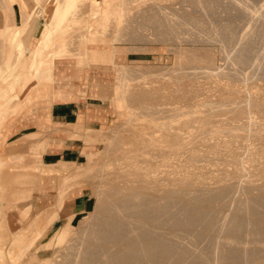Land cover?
<instances>
[{"label": "bare ground", "instance_id": "6f19581e", "mask_svg": "<svg viewBox=\"0 0 264 264\" xmlns=\"http://www.w3.org/2000/svg\"><path fill=\"white\" fill-rule=\"evenodd\" d=\"M3 1H5V0H0V7H2V4L6 2V1L5 2H3ZM88 1H91V3L94 4V6H99L100 2L103 1L105 7H103L102 11L99 13L98 12H95V13L92 12L91 14H89L88 13L89 11H88L86 14H83V12H80L81 11L80 9L82 8L81 6H83V4L88 2ZM119 1L120 0H59L57 3V8H56L54 20L52 19L53 20L52 29L54 31L55 39H56V41L54 42L55 44L53 46H49L51 42H44V44L40 43V46L38 47L37 52L35 53V58L32 61V66L38 67V65L40 64L41 58H42V56L45 55V52H47V49L51 51L52 60H54L53 58H55L56 56L65 57V56L71 55L75 51V49L78 48V46H77L78 42L76 44L77 48L75 46L74 47L71 46V43H72L71 37L76 38V36L75 37L71 36L70 38H67L65 36V34L68 31H70V28L72 27V25H74L73 27H75L74 29L76 30L77 28H79L77 23L82 22L81 24H84L86 27L87 24L90 25V22H91L93 24V28L91 29L92 33L99 34V32H101V31L103 32L104 29L108 30L109 25L112 28L113 23L111 24V22L113 20H114V23L116 24V22H117L116 19H119V21H120V19L122 20L123 17L125 16V17H127V19L125 18L127 21H131V19L133 17H131V19H129V17L125 15L126 14L125 12H124L125 13L124 16H122L123 15V13H122L123 11L121 9L122 7L120 8L117 6L118 3L121 5V2H119ZM126 1H125V3H126ZM130 1L131 0H129V3H132V1L131 2ZM136 1L137 0L133 1L134 4L137 3L139 5V3H138L139 0H138V2H136ZM140 1H142V0H140ZM149 1L151 2L150 3L151 5L145 4V6H143L144 8L140 7L141 8L140 10L146 9L145 7H148V5H149L148 9H146V10H148V11L151 10L152 12H150V13L147 12V14H146V11L143 10L140 13L141 18L143 17L142 20L146 19V18L144 19V16L147 17L148 15L152 14L153 19H155L154 21L152 20L153 22H155L157 20L156 18L158 17L159 22L157 20V23L160 24L161 23L160 20H161L162 21L161 25H162L163 21L166 19L169 21L165 20L166 22L164 21V23L167 25V23L170 22V24L168 23L169 24L168 26L170 27L171 24H172L171 26H173V24L177 23L175 21L176 19L173 20V21H175L174 23H171V21H170L171 18L173 19V17L170 18L171 14H173V13L174 14L172 16L176 15L175 13H177V15L180 14L181 17L179 16L180 17L179 19L185 20L187 22L188 21L192 22L195 18V14L199 13V9L197 11L198 13H196V12L192 13L191 12L192 9L188 10V9H186L187 7L181 8V5L183 3L181 4L180 2L185 1L184 3H186V1H190L191 3L190 2L189 3L192 4L193 7L197 8V6H199L202 9H206V10L211 12V10L215 9V7H216L215 3L218 0L217 1L216 0H177V1L171 0L173 3V6L175 5L174 2H176V3L178 2V3H180V7H178V5H177L176 7H178V8H175V10L172 9L170 14H169V12H166L169 10L166 9V11H165V7L168 8L170 5L165 3L166 5H168V7H167V6H165V4L163 6V4L161 5V3H160L157 6L151 7V6H153V3L155 2V0H153V3L151 0H149ZM167 1H169V0H167ZM251 1H255V2H252L253 5L256 2H258V0H251ZM259 1H261V0H259ZM142 2H144V1H142ZM164 2H166V1H164ZM238 2H242V1L237 0V3ZM189 3H187L188 8L190 7ZM217 3H219V2H217ZM223 3H224V1H223ZM225 3L228 4V2H225ZM250 3L251 2H249V5H250ZM259 3H261V2H259ZM155 4H157V3H155ZM229 4H232V3H229ZM235 4H236V2H235ZM252 4H251V6H252ZM4 5L5 4H3V6ZM122 5H123V3H122ZM126 5L129 6V4H126ZM142 5H144V4H142ZM220 5H222V4H220ZM240 5H242V4H240ZM258 5H260V4H258ZM258 5H256V6H258ZM217 6H218V4H217ZM232 6H233V4H232ZM232 6H230V7H232ZM238 6H237V8H239ZM251 6H249V7H251ZM256 6L255 5L253 6L254 7L253 10L256 9L255 8ZM123 7H124V5H123ZM137 7H139V6H137ZM150 7L153 8V10ZM163 7H164V11H165L164 14H166V17H163L164 16V14H163V16L161 15L163 18L162 19L160 14L158 16H157V14L159 12L160 13L162 12L161 8H163ZM170 7H172V6H170ZM223 7H224V5H223ZM246 7L248 8V6H246ZM246 7L244 9L247 11ZM10 8L8 7V9H10ZM119 8L122 11L121 12L122 15L120 14V11L118 12ZM128 8H130V7H127L126 12L131 13L132 10L130 11V10H128ZM195 8H194V10H195ZM228 8H229V6H228ZM231 9H233V8H231ZM240 9H241V7L239 8V10ZM244 9H243V11H244ZM224 10H227V9H224ZM258 10H260V9H258ZM133 11H134V9H133ZM202 11H204V10H202ZM214 11L215 10H213L212 12H214ZM262 11H264V10H262ZM262 11H260V12H262ZM136 12H140V11L137 9ZM212 12L208 13V14L213 15L215 13V12L214 13H212ZM227 12H232V11L227 10ZM240 12H242V10ZM39 13H40V11H39ZM142 13L146 14V15H143ZM167 13L169 14V19H167L168 18ZM202 13H204V12H202ZM119 14L121 15V18H120ZM217 14H218V12H217ZM239 14H241V13H239ZM248 14H249V11H248ZM203 15H205V14H203ZM203 15H202V17H203ZM234 15H232V16H234ZM255 15L256 14L253 13L254 17H255ZM259 15H261V14H259ZM136 16H138V15H136ZM152 16L147 17L148 20ZM196 16H198V15H196ZM208 16H211V15H208ZM219 16H222V15H219ZM239 16L242 17L243 15H239ZM154 17H156V18H154ZM243 17H246V16L244 15ZM136 18H137L138 24L140 22L142 23V21H139L140 18L139 19H138V17H136ZM136 18L134 17V19H136ZM221 18H224V17L222 16ZM229 18H230V15H229ZM125 19H123V20L125 21ZM134 19H132V20L135 21ZM211 19L213 21V18H211ZM232 19H234V18H232ZM232 19H230V20H232ZM25 20H23V21H25ZM199 20H202V18H200ZM217 20H218V18H217ZM127 21L125 24L129 23V22L127 23ZM133 21H131L129 24H131ZM179 21L181 22V20H179ZM195 21H196V19H195ZM197 21H198V17H197ZM203 21H207V20H203ZM222 21H224V20H222ZM226 21H228V19ZM241 21L244 22V19ZM6 22L9 23V21H6ZM143 22H145V21H143ZM153 22H151V23H153ZM191 22H189V23H191ZM13 23H12V25H13ZM135 23H137V22H135ZM149 23H150V21H149ZM183 23H182V25H183ZM205 23H207V22H205ZM244 23H242V24L245 27H247L246 24H244ZM250 23H252L251 20H250ZM250 23H249V25H250ZM125 24H122V25L124 26ZM129 24L127 26H129ZM145 24H147V23L145 22L144 25ZM165 24L163 26H165ZM193 24L195 25V22H193ZM193 24H191V25H193ZM196 24H197V22H196ZM221 24H222V22H221ZM224 24H227V23H223L222 25H224ZM229 24H231V29L235 28V26H236V25H234V22H231V23L228 22L227 25L230 26ZM239 24H241V23H239ZM253 24H251V25H253ZM6 25L5 26L0 25V39H1V41L3 39V43H1V47L3 48V51H2L3 53H0V55H2V56L5 54V50H7L6 45H8V42H7V44H6V42H4V41H6V39H5L6 35L11 30V27H9L8 25L6 26ZM118 25H119V22H118ZM212 25H213V23H212ZM216 25H217V23H216ZM114 26L115 25H113V27ZM150 26H152V25L150 24ZM177 26H178V28L180 27L179 25H177ZM186 26L188 27V24H186ZM214 26H215V24H214ZM228 26L225 28L229 29ZM20 27H23V26H20ZM81 27H82V25L80 26V29L83 28V27L82 28ZM85 27L83 29H85ZM118 27L119 26H117V28ZM140 27H142V26H140ZM156 27L159 28L158 26H156ZM165 27H167V26H165ZM165 27H162V28H165ZM169 27H167L163 30L166 33L165 32L163 33L161 31L162 30L161 28H160L161 30L159 29L161 34H165L164 36L160 35L161 37L162 36L163 37L168 36L166 34L169 33V31H168ZM193 27H195V26H193ZM201 27H202V25H201ZM204 27H205V25H203L202 28H204ZM216 27H219V26L217 25ZM254 27H255V25H254ZM257 27H256V30H257ZM155 28H153V29L155 30ZM170 28H172L171 32L175 31V30L173 31V27H170ZM181 28H182V26H181ZM195 28H197V27H195ZM222 28H223V26H222ZM236 28H237V26H236ZM259 28H260V26H259ZM13 29H14V27H13ZM26 29H24V30H26ZM112 29H110V31ZM123 29L124 28H122V30ZM183 29H185V28H183ZM188 29H190V28H187V30ZM193 29L194 28H192L191 30H193ZM231 29H229V30H231ZM237 29H239V28H237ZM241 29L242 28H240V32H241ZM75 30L71 31V33H73ZM117 30H119V29H117ZM117 30H116V32L119 33V31H117ZM224 30L226 32L228 31L226 29H224ZM236 30H233L234 34L237 32ZM248 30H249V27H248ZM88 31H87V33H88ZM106 31H105V33H106ZM167 31H168V33H167ZM194 31H195V29H194ZM221 31L222 30H219L218 32H221ZM233 31H231L232 34H233ZM251 31H252V29H251ZM156 32H158V31L156 30ZM156 32H155V34H157ZM160 32H158V33L160 34ZM171 32L169 33L170 35H171ZM179 32L182 33V31H179ZM189 32H190V30H189ZM214 32H215V30H214ZM240 32L238 30L237 34L239 35ZM263 32H264V29H263ZM263 32L260 31V33H262V34H263ZM191 33H190V36H192V34H194V33H192V34ZM202 33H203V31H202ZM206 33H205V35H206ZM211 33L209 35H211ZM252 33L249 32V34H252ZM254 33H255V31H254ZM69 34H70V32H69ZM113 34H115V32ZM223 34H222L223 36H227L226 37L227 40H229L230 38L235 39L234 34L233 35H230L231 33L228 34L229 37L232 36L230 38H228V35H225V33H223ZM121 35H123V34H121ZM175 35H176V33H175ZM177 36H179V34ZM216 36H214V37H216ZM220 36L221 35H219L216 38V40ZM223 36H222V38H223ZM245 36H246V34H245ZM245 36H244V38H245ZM77 37H79V36H77ZM170 37H172V36H170ZM181 37H179V38H181ZM209 37H211V36H209ZM238 37L239 36H237V38ZM258 37H260V36H257V38ZM79 38H81V37H79ZM204 38L199 39L197 37V39L200 41L205 40ZM251 38H252V36H251ZM254 38H252V39L254 40ZM167 39H168V37H166L165 40H167ZM195 39H196V37H195ZM260 39H263V38L260 37ZM74 40L75 41H73V42H76L78 40V38H77V40L76 39H74ZM175 40H178V39H175ZM192 40H191V42H192ZM223 40H225V39L219 40L220 42L219 41L218 42L221 43V41H223ZM249 40H250V38H249ZM206 41H209V40H206ZM230 41H233V40L230 39L229 42ZM235 41L236 40H234V42ZM247 41H244V42H247ZM195 42H197V40ZM203 42H201V43H203ZM235 43L231 42V45L235 44ZM253 43H254V41H253ZM196 44H198V43H196ZM240 44H241V41H240ZM255 44H257V43L255 42ZM262 44H264V43H262ZM17 45L18 46H16V48L20 51L19 54H23L22 51L24 48H23L22 44L19 42V43H17ZM246 45H247V43H246ZM258 45H260V44H258ZM235 46H238L237 43L235 44ZM235 46H233V47H235ZM251 46L253 47V45H251ZM246 47L244 45L245 49H246ZM255 47H256V45H255ZM244 48H239V49L241 50ZM248 48H250V47H248ZM256 48L259 49V46ZM233 49L234 48H232V50ZM175 50H176V48H175ZM259 50H261V49H259ZM234 52L238 53V50L234 51ZM76 53H82V52L77 51ZM180 53H182V52H180ZM225 53H227V52H225ZM220 54H221V52H220ZM261 54L262 53H260V55ZM16 55H17V53H16ZM253 55H254V53H253ZM2 56H0V58ZM15 56L14 57L10 56L8 58L7 62H4L3 65H0V90L3 88L7 89V87H11L13 85V83L21 81L22 78H23V80L26 78V77L25 78L23 77L25 75V73L27 72L25 70V68H26L25 59L23 60L21 58L22 56L17 57V58ZM254 56H256V54ZM260 57H262V55ZM3 58L4 57H2V61H3ZM213 58L214 57H212L211 53H208V52L203 54V55L195 53L194 55L192 54V56H190L189 63L190 62L196 63V65H197L196 68L198 67L200 72H202L201 68L202 69L204 68V70H206L208 72V73H206L204 71L206 75L207 74L209 75V73H211V72H212L211 74H213V73H215V70H216L217 71L216 73L218 75H221L224 77V75H226V74H224V73H226V72H224L225 70L218 69L219 67L218 68L216 67L215 62H214L215 60H213ZM230 59H231V57H230ZM235 59L237 60L236 62H238L241 66L243 65L244 67L248 63L251 64V60H252L251 50H250V52H248L246 50H244V51L242 50L241 52L239 51V54H238V56L236 55ZM221 60H224V59L222 58ZM233 60H234V58H233ZM255 60L253 59V61H255ZM2 61H0V62H2ZM82 61L83 60L78 58V62H82ZM181 61H182V58H181ZM231 61H232V59H231ZM97 62H99V61H97ZM257 62H259V61H257ZM194 63L191 65H194ZM253 63L255 65V62H253ZM253 63H252V65H253ZM122 64H124V63H122ZM122 64H121V66H119L118 63L114 64V66L116 67L115 69L118 70V72L121 69L120 67L124 66V65L122 66ZM30 65H31V63H30ZM52 65H53V61H52L51 65H46L45 68H50ZM63 65L65 66V63ZM252 65H250V66L253 68L254 65L253 66ZM261 65H262V62H261ZM261 65H260V67H261ZM177 66H179V65H177ZM188 66H187V68H188ZM243 66L241 68H243ZM258 66H259V64H258ZM174 67H176V66H174ZM251 67H249V69ZM262 67H264V66H262ZM179 68H182V67H179ZM189 68L190 69L188 71L191 70L192 66ZM193 68L195 69V65ZM193 68H192V70H193ZM246 68H243V69L246 70ZM177 69L178 68H176V70ZM198 69H195V71H198ZM126 70L124 71L125 73H126ZM178 70L180 71L181 69H178ZM192 70L190 72H192V75H193L195 73V71L193 73ZM234 70H236V69H234ZM253 70H254V68H253ZM263 70H264V68H263ZM183 71L188 72L187 70L186 71L184 70V67H183ZM236 71H238V70H236ZM173 72H175V71H173ZM182 72H178V73H182ZM233 72L235 73V71H233ZM178 73H175V74L177 75ZM228 73H229V70H228ZM196 74H197V72H196ZM178 75H180V74H178ZM185 75H186V73L184 75L182 73L180 76L185 77ZM190 75H188V77ZM197 75H200V77H201V74H197ZM234 75H236V74H233L232 81L235 78H236V80H238V78L235 77ZM238 75H236V76H238ZM261 75H263V74L261 73ZM180 76L179 77L174 76L176 78V81H178L177 83H179L178 85H180V82H181L178 80V79H180ZM240 76L243 79L245 78L242 76V74ZM122 77L125 79L128 77V75L127 74H125V75L119 74L117 83L120 84L123 81ZM167 77H165V79ZM169 77H172V76H169ZM183 77L181 78L182 80H184ZM208 77H210V76H208ZM218 77H220V76H218ZM226 77H228V76L226 75ZM256 77H257V75H256ZM260 77H262V76H260ZM248 78L250 79L251 77H248ZM191 79H192V77H191ZM249 79H248V81H249ZM262 79H264V78L262 77ZM219 80H221V79H219ZM246 80L244 79L243 81L246 82ZM252 80H254V79H252ZM176 81H175V83H176ZM202 81H201V84H202ZM183 84H182V87H183ZM120 86H121V84H120ZM164 86H166V85H164ZM184 86H185L186 91H187L186 84H184ZM192 86H193V83H192ZM194 86H195V84H194ZM217 86H218V88L216 87V89L220 92V93L218 92V94H220L219 95L220 99H217V100H219L217 103L220 104V102H221V105L219 106V104H218L219 107L215 106L216 108L214 107L216 100H214V101L212 100L214 102V105L211 104L213 106V108L211 105H209L210 103L208 104V102H207L208 99H210V100L214 99V98H211L210 95H209L210 98L206 95L208 97V99H206V98L201 99V97H199L200 95L197 93V96H198L197 100L195 99V101L194 100L192 101L191 99H193V98L192 97L190 98V96H191L190 95L188 97L189 99L188 100L186 99L187 102L189 100H190V102L188 104L185 102L187 105L184 104V101L182 99H181V101L183 103H181V105H178L180 103V100H179L178 104L176 103L177 105H174L175 103L173 104V102L168 101V100H172L174 91L172 93H170V94H172L171 98H169L168 96L166 97V99L169 98L166 100V102L164 100H160L162 98V96H165V95L160 93L159 91L158 92L155 91L156 93H154L153 90H151V91L144 90L143 91L144 94H143L142 90L138 91V92L141 91L143 94V96H142L143 99L145 101L147 100L146 101L147 103H145V104H148V105H149V103H151V105L157 104L156 106L153 105L154 109H152V111L149 108V107H151L150 105L148 107L147 105L144 104L147 107V109L149 108V112L151 111V113H152V114L150 113L151 115H148L149 113L147 115L151 117L154 114V115H156V117L155 116H154V118L149 117L150 118V119L148 118L149 120L139 121V122H136L135 124H134V122L133 123L131 122V124H129V125H132V127L131 126H129V127L131 128L132 132L127 133L125 135V137H120L119 141H117L115 143L116 146L114 145L113 147H110L108 145L109 149H111V148L112 149L110 151L109 150L107 151L106 160L105 161L103 160V163H101V162L99 163L98 159L94 160L95 164L93 166L95 167L96 164H97V166L95 167L96 169H93V170H95V172H99L97 174L100 176V177H98V175H96V173H95V175H93V177L97 176L98 179L100 178V181H99L98 185L96 186V188H97L96 190L98 191V198L96 200V204H95L94 208L91 211H89V213L87 215H84L80 219V222H79L80 225H78L79 228H77V229H79L78 232L82 233L83 238H80L81 241H80L79 246L78 245H77V247L75 246L76 249L74 248V250L72 251V253H74L73 256L70 253V256H72V257L66 258L69 255L64 256L65 261L63 259L62 263H64V264H264V252L262 255H260V253L257 254V251L259 252V250L255 249L254 247L248 248V245H246V243H245L246 247H244V244H243V246H239V245H241L242 242H247V241L251 242V241H249V238H248L251 235L253 237L255 235V238H256V236L260 237V236L264 235V121H262V120L260 121V119L264 118V87L262 89L259 88L260 90H256V91H252V90L246 91V89H248V87L247 88L245 87L246 88V89H244L245 92L241 94L239 92V89H241V88H239V87H236L234 89H227V88H222L220 85H217ZM251 86H249V87L251 88ZM255 86L256 85H254V87ZM263 86H264V84H263ZM138 87L139 86H137V88L136 87L133 88V90L138 89ZM141 87H140V89H141ZM182 87L180 86L179 89L182 90L183 89ZM189 87L190 86H188V90H189ZM197 87L199 88V86H197ZM213 87H211V88H213ZM204 88H205V86H204ZM151 89H152V87H151ZM176 89H178V88H175L174 90L176 91ZM195 89H197V88H195ZM183 90H185V89H183ZM134 91H137V90H134ZM179 91H178V93H179ZM200 91L201 90H199V92ZM241 92H243V91H241ZM195 93H196V90H195ZM138 94L141 97L142 94L141 93H138ZM175 94L177 96V91ZM180 94H184L183 91ZM191 94H192V92H191ZM187 95H189V93L186 94V96ZM194 95L195 94H193L192 96H194ZM176 96H174L175 100H176ZM164 98H162V99H164ZM179 98H181V97H179ZM143 99H141V101ZM148 100H149V102H148ZM163 104L165 106H162ZM118 105L120 106L121 103ZM124 105H125V103L122 104L121 106H124ZM168 105H170V106H168ZM183 105H186V107H188V106L193 107L194 105L195 106H197V105L198 106L199 105L206 106L207 105V107H202L200 109H194V110H192L193 108L189 109V107H188V110H186L187 108L185 109L184 108L185 106L183 107ZM191 105H193V106H191ZM222 111L225 114L224 113L218 114V112H222ZM216 112H217L216 116L221 115V114L222 115L224 114V116L226 114H228V115L230 114L229 117L232 120H234L235 122L232 121L230 118H229L230 122L229 121L223 122L224 120H222V121L220 120L221 121L220 122L219 120H216V119H218L217 117H216V119L212 118V116H214L216 114ZM255 112L258 113V115L261 113V115L255 117L253 115ZM158 114L161 115V117L159 115L160 118L157 117ZM227 116H225V117L228 118ZM220 117H222V116H220ZM240 118L244 119V121L242 120L243 122H236V121H238V119L240 120ZM160 119H163V121L161 120V122H158V121H160ZM220 119H222V118H220ZM225 120H227V119H225ZM194 123H196V125ZM145 126L148 128V130ZM192 126H197V127H194V129L196 128L197 130L196 131L193 130V128H191ZM223 135L224 136L227 135V136H231V137L227 138V136H226L225 139H223L224 137H222V139H221L220 136H223ZM218 137L220 139H218ZM256 140L258 141L257 143H256ZM234 201H235V203H234L235 205H232L234 207V208H232V210L233 209L234 210L231 212V216L228 215L229 216L228 217L225 215L226 217L225 216H224V218L221 217V216H223V213L225 211H227L226 210L227 208L224 209L227 206V204L229 205L230 202L233 204ZM230 207H231V205H230ZM230 207H228V208L230 209ZM182 230H184L185 231L184 233L185 234L187 233V235L183 234ZM178 231H180V232L182 231V233H180ZM78 234L79 233H77L76 235H78ZM221 234L226 235V237H228V238L231 237L229 240L232 239L236 243H233V242L231 244L228 243V242H230V241L227 242L228 238L226 241H224L225 239L224 240L221 239V237H222ZM188 235H191V236H188ZM247 235H249V236L247 237ZM72 237H73V235H72ZM79 237L77 236L76 238H79ZM253 237H251V238H253ZM260 238L264 239V236H263V238L262 237H260ZM256 240H258V242H260L259 239H256ZM256 240H252V241L255 242ZM261 242L263 243V241H261ZM45 245H52V242H47ZM203 245H206V246H203ZM207 245L209 246V248ZM226 245H230V246L226 247ZM258 247H259V245H258ZM4 248H6L5 245H0V256L5 253V257H6L8 252L4 251L3 250ZM56 252H54V254ZM5 257H3L1 259L4 260ZM62 258H63V256H62ZM0 263H2V261Z\"/></svg>", "mask_w": 264, "mask_h": 264}, {"label": "rangeland", "instance_id": "374dc122", "mask_svg": "<svg viewBox=\"0 0 264 264\" xmlns=\"http://www.w3.org/2000/svg\"><path fill=\"white\" fill-rule=\"evenodd\" d=\"M59 1V0H58ZM124 1V2H123ZM125 1L126 0H120L119 2H121V5L118 3V7H122L121 9H122V11L120 10V8L118 9V12L120 11V14H121V12L123 13V15L122 16H124V14L126 15V16H128L129 17V19H131V17H133L132 19H134V17L136 18V17H138V19L140 18V20L139 21H142V23L140 24H138V21H137V18L136 19H134L135 21H133L132 19H131V21H133L131 24H129L131 21H127L126 19H127V17H123V19H125V21L123 20H121L120 19V21H119V19H116V24L114 23V20L111 22V24L113 23V25H115L114 27H113V25H112V28H111V26L109 27L108 26V30L107 29H104V31L102 32H99V34H97V33H92V31H91V29L93 28V24L90 22V25H88L87 24V26L89 27H85V25L84 24H81L82 22H79V23H77L78 24V27L79 28H77L76 30L74 29L75 27H73L74 25H72V27L70 28V31H68L66 34H65V36L67 37V38H70L71 36H76V38H73V37H71V39H72V43H71V46L72 47H76V44H77V42H78V44H77V46H78V50L77 49H75V51L77 50L78 52H82V53H76L75 51V53L73 52L71 55H68V56H65V57H59V56H56V58L57 59H59L60 60V62H61V64L63 65L64 63H65V65H67V66H64V67H62V69H63V73L65 72V70H67L69 73H73V72H75V71H77L78 70V68L79 69H81V68H83V67H87V68H100V67H104V68H106L107 69V71H108V77H107V79H108V84L107 85H105V87H106V92L104 93V96H103V98L105 99V100H107L108 101V103L111 105V107L113 108V110L115 111V116H114V119L112 120V122L107 126V127H105V128H102V129H98V130H93V131H89L88 132V136L86 137V140L87 141H90L92 144H91V147H90V152L89 153H87V156L83 159V163H81L80 165H78L77 166V171H76V175H75V177L74 178H76V180H77V183L78 184H80V185H86L87 187H88V189H89V193H90V206H89V209H88V211L87 212H85V214L84 215H87L88 213H89V211H91L93 208H94V206H95V204H96V200H97V198H98V191L96 190L97 188H96V186L98 185V183H99V181H100V178L98 179L97 178V176H94L93 177V175H95V173H96V175H98L97 173H99V172H95V170H93V169H96L95 167L97 166V164H96V166L94 167L93 165L95 164V162H94V160L95 159H98V162L100 163H103V160L105 161L106 160V158H107V151L109 150H111V149H109V146L110 147H113L114 145H115V143L117 142V141H119V138L120 137H125V135L127 134V133H129V132H132L131 131V128L129 127V126H131L132 127V125H129V124H131V122L133 123L134 122V124L136 123V122H139V121H146V120H149L151 117H153L154 118V116L156 117V115H154L153 114V116H148V115H151L152 113H151V111H152V109H154V107H153V105H151V103H149V105L151 106V107H149V105L148 104H145V103H147L144 99H143V94H144V90H146V91H151V90H153L154 91V93H156V92H160V93H162V94H164L165 96H162V98H164V99H160V100H164L165 102H166V100L167 99H169V98H171L172 97V94H170V93H172L173 91V97H172V100H168V101H170V102H173V104L174 105H177L178 103H179V100H180V103L178 104V105H181V103H183L182 101H181V99L184 101V104H188L189 102H190V100L187 102V100L189 99L188 97L190 96V98L192 97L193 99H191L192 101L194 100L195 101V99L197 100L198 98V96H197V93L200 95L199 97H201V99L202 98H206V99H208V97L210 98V96H211V98H214V99H208L207 100V102H208V104L209 105H214V100H216V102H215V105H214V107L215 106H217V107H219L220 105H221V102H220V104L219 103H217L219 100H217V99H220L219 98V95L220 94H218V90L216 89V87L218 88V86L217 85H220L222 88H227V89H234V88H236V87H239V88H241V89H239V92L242 94V93H244L245 92V90L244 89H246L247 87H248V89H246V91L248 90H252V91H256V90H260V89H262L264 86H263V84H264V79H262V77L264 78V70H263V68L264 67H262V66H264V44H262V43H264V32H263V29H264V11H262V10H264V0H261V1H259L258 0V2H256L254 5L256 6V5H258V4H260V5H258V6H256L255 8V10H253L254 9V5L252 4V2H255V1H249V0H240V1H242V2H238L237 3V0H216L217 2H219L220 4H222V5H220L219 3H217L216 1V3H215V9H213V10H215L214 12H212L213 10H211V12L212 13H214L213 15L212 14H208V13H211L210 11H208V10H206V9H202L201 7H199V6H197V8H195V7H193L192 6V4H190L191 2L190 1H186V3H184V2H180L182 5H181V8L182 7H184V8H186V9H192L191 10V12L193 13H198L197 11H198V9H199V13L198 14H195V18H194V20L191 22V21H185V20H182V19H179L180 17H181V15L180 14H178L177 15V13H175L176 15H174V16H172L173 14H171V16H170V18L171 17H173V19L171 20L170 19V21H171V23H174L175 21L177 22V23H175V24H173V26H171L170 25V27H173V31L174 32H171V29L172 28H170L168 25L170 24V22H168L167 23V25L164 23V21L166 20H164L163 21V24L161 25V23H162V21L160 20V24L159 23H157V20H158V22H159V18L157 17H154V18H156L157 20L155 21V22H153L155 19H153V16H152V14L151 15H148L147 17H149V16H152V17H150L149 18V20H148V18L147 17H145L144 16V19L145 20H142L143 19V17L141 18V12L144 10V11H146V14H147V12H152L151 10L150 11H148V10H146V9H148V7H149V5H148V7H145L146 9H143V10H140L143 6H145V4L147 5V4H150L151 2L149 1V0H142V1H144V2H142V1H140L139 0V2H138V0L136 1V2H138L139 3V5L137 4V3H135L134 4V2L133 1H135V0H131L132 1V3H129V0H127L126 1V3H125ZM130 1V2H131ZM146 1V2H145ZM152 1V3H153V0H151ZM160 1V2H159ZM164 1H166V2H164ZM173 1V0H172ZM172 1L171 0H169V1H167V0H155V2L153 3V6H151V7H154V6H157L158 4H160L161 3V5L163 4V6H164V4L166 3V4H168V5H170V6H172V7H168V5H166L165 4V6H167L168 8H166L165 7V11H166V9L167 10H169V11H166V12H169V14L171 13V11H172V9L173 10H175V8H178V7H180V3H176V2H174V6H173V3H172ZM175 1V0H174ZM177 1V0H176ZM223 1H224V3H223ZM141 2V3H140ZM164 2V3H163ZM169 2V3H168ZM190 2V3H189ZM225 2H228V4H226ZM235 2H236V4H235ZM249 2H251L250 3V5H249ZM259 2H261V3H259ZM122 3H123V5H124V7H123V5H122ZM125 3V4H124ZM155 3H157V4H155ZM187 3H189V8H188V6H187ZM229 3H232L233 4V6H232V4H229ZM245 5H244V4ZM247 3V4H246ZM258 3V4H257ZM126 4H129V6H127ZM141 4V5H140ZM142 4H144V5H142ZM155 4V5H154ZM217 4H218V6H217ZM240 4H242V5H240ZM251 4H252V6H251ZM151 5V4H150ZM178 5V7H176ZM223 5H224V7H223ZM239 5V6H238ZM130 7V8H128V10H132L133 11V9H134V11L132 12L131 11V13H127L126 11H127V7ZM137 6H139V7H137ZM227 6V7H226ZM228 6H229V8H228ZM230 6H232V7H230ZM237 6L240 8L241 7V9L239 10V8H237ZM246 6H248V8L246 7ZM249 6H251V7H249ZM82 8L80 9L81 11L80 12H83V14H86L88 11V13L89 14H91L92 12H101L102 11V8L103 7H105V5H104V3H103V1L102 2H100V5L99 6H94V4H92L91 3V1H88V2H86V3H84L83 4V6H81ZM141 7V8H140ZM150 7V8H151ZM199 7V8H198ZM220 7V8H219ZM246 7V9H247V11L244 9ZM126 8V9H125ZM136 8V9H135ZM144 8V7H143ZM194 8H195V10H194ZM223 8V9H222ZM231 8H233V9H231ZM262 8V9H261ZM90 9V10H89ZM124 9V10H123ZM139 10L140 12H136V10ZM152 10H153V8H151ZM155 9V8H154ZM163 9V10H162ZM185 9V10H186ZM197 9V10H196ZM218 9V10H217ZM224 9H227L228 11H232V12H227V10H224ZM230 9V10H229ZM243 9H244V11L246 12H244L243 11ZM251 9V10H250ZM258 9H260V10H258ZM194 10V11H193ZM201 10V11H200ZM202 10H204V11H202ZM206 10V11H205ZM238 10V11H237ZM242 10V12H240ZM254 12H253V11ZM258 10V11H257ZM161 13L159 12L158 14H157V16L160 14V16L162 15L163 16V14H164V7L163 8H161ZM221 11V12H220ZM248 11H249V14H248ZM251 11V12H250ZM260 11H262V12H260ZM125 12V13H124ZM202 12H204V13H202ZM217 12H218V14H217ZM227 12V13H226ZM235 12V13H234ZM241 13V14H239V13ZM254 14H256L255 15V17L253 16V13ZM259 12V13H258ZM133 13V14H132ZM136 13V14H135ZM144 13V12H143ZM142 13V14H143ZM148 13V14H149ZM224 13V14H223ZM231 13V14H230ZM238 15H237V14ZM119 14V15H120ZM128 14V15H127ZM130 14V15H129ZM146 14H143V15H146ZM169 14L167 13V16H168V18L167 19H169ZM203 14H205V15H203ZM211 15V16H208V15ZM235 14V15H234ZM259 14H261V15H259ZM121 15H120V18H121ZM133 15V16H132ZM135 15V16H134ZM136 15H138V16H136ZM140 15V16H139ZM196 15H198V16H196ZM202 15H203V17H202ZM215 15V16H214ZM219 15H222L224 18H221L222 16H219ZM227 17H226V16ZM229 15H230V18H229ZM232 15H234V16H232ZM239 15H245L246 17H241V16H239ZM250 15V16H249ZM159 16V17H160ZM162 16H161V18H162ZM180 16V17H179ZM205 16V17H204ZM249 16V17H248ZM252 16V17H251ZM163 17H166V14H164V16ZM197 17H198V21H197ZM208 17V18H207ZM220 17V18H219ZM226 17V18H225ZM239 17V18H238ZM259 17V18H258ZM152 18V19H151ZM200 18H202V20H199ZM204 18V19H203ZM211 18H213V21H212V19ZM216 18V19H215ZM217 18H218V20H217ZM232 18H234V19H232ZM257 18V19H256ZM91 19V18H90ZM128 19V20H129ZM151 19V20H150ZM163 19V18H162ZM176 19V20H175ZM195 19H196V21H195ZM209 19V20H208ZM228 19V21H226V20ZM230 19H232V20H230ZM240 19V20H239ZM244 19V22H242L241 20H243ZM248 19V20H247ZM254 19V20H253ZM153 20V21H152ZM173 20H175V21H173ZM179 20H181V22L178 21ZM203 20H207V21H203ZM215 20V21H214ZM222 22V24L223 23H227L228 24V22H234V25H236L237 26V28H239V29H237L236 28V26H235V28H233V29H231V24H229L230 26H228L227 24H224V25H222L221 24V22ZM222 20H224V21H222ZM230 20V21H229ZM250 20H251V22L252 23H250ZM253 20V21H252ZM258 20V21H257ZM90 21V20H89ZM126 21H127V23L129 24V26H127L128 24H125L126 23ZM143 21H145L147 24H145L144 25V23L145 22H143ZM149 21H150V23H149ZM166 21H169V20H166ZM165 21V22H166ZM203 21V22H202ZM212 21V22H211ZM239 21V22H238ZM241 21V22H240ZM256 21V22H255ZM263 21V22H262ZM118 22H119V25H118ZM135 22H137V23H135ZM151 22H153V23H151ZM184 22V23H183ZM187 22V23H186ZM189 22H191V23H189ZM193 22H195V25L193 24ZM196 22H197V24H196ZM205 22H207V23H205ZM255 22V23H254ZM259 22V23H258ZM125 24L124 26L122 25V24ZM182 23H183V25H182ZM188 24V27L186 26V24ZM201 23V24H200ZM209 23V24H208ZM212 23H213V25H212ZM216 23H217V25L219 26V27H216L217 25H216ZM220 23V24H219ZM236 23V24H235ZM239 23H244V24H246V26L247 27H245L243 24L241 25V24H239ZM249 23H250V25H249ZM254 23V24H253ZM138 24V25H137ZM150 24L152 25V26H150ZM158 24V25H157ZM165 24V26H167V27H169V29H168V31H169V33L171 32V35L168 33V31H167V33L168 34H166V35H168V36H165V37H163L165 34H161V32H160V30L164 33L165 31H163L165 28H167V27H165V26H163ZM191 24H193V25H191ZM208 24V25H207ZM214 24H215V26H214ZM248 24V25H247ZM251 24H253V25H251ZM263 24V25H262ZM82 25V27L84 28L85 27V29H83L82 27V29H80V26ZM119 26L118 28H117V26ZM136 27H135V26ZM142 26V27H140V26ZM145 27H144V26ZM147 25V26H146ZM158 26L159 28H157L156 26ZM177 25H179L180 27L178 28V26ZM197 25V26H196ZM201 25H202V27H203V25H205V27L207 28H202L201 27ZM207 25V26H206ZM210 25V26H209ZM221 25V26H220ZM226 25V26H225ZM239 25V26H238ZM254 25H255V27H254ZM133 26V27H132ZM139 26V27H138ZM149 26V27H148ZM156 28H155V27ZM165 27V28H162V27ZM177 28H176V27ZM181 26H182V28H181ZM193 26H195V27H197V28H195V27H193ZM200 26V27H199ZM222 26H223V28H222ZM227 27L228 26V28L229 29H231V30H229V29H227V28H225V27ZM241 26V27H240ZM252 26V27H251ZM258 26V27H257ZM259 26H260V28H259ZM132 27V28H131ZM151 27V28H150ZM175 27V28H174ZM209 27V28H208ZM248 27H249V30H248ZM254 27V28H253ZM256 27H257V30H256ZM263 27V28H262ZM122 28H124L123 30H122ZM126 28V29H125ZM148 28V29H147ZM153 28H155V30L153 29ZM161 28V29H160ZM183 28H185L186 30H187V28H190V29H188L187 31L185 30V29H183ZM192 28H194L195 29V31L198 33H196L195 31H194V29L193 30H191ZM202 28V29H201ZM219 28V29H218ZM240 28H242L241 29V32H240ZM245 28V29H244ZM110 29H112L111 31H110ZM117 29H119V30H117V31H119V33L118 32H116V30ZM160 29V30H159ZM182 29V30H181ZM201 29V30H200ZM209 29V30H208ZM219 31V30H222L221 32H218L217 30ZM224 29H226V30H228L227 32L224 30ZM237 29V30H236ZM251 29H252V31H251ZM260 29V30H259ZM73 30H75L73 33H71V31H73ZM81 30V31H80ZM89 30V31H88ZM107 30V31H106ZM121 30V31H120ZM127 30V31H126ZM139 30V31H138ZM156 30L158 31V32H160V34L158 33V32H156ZM186 32H185V31ZM189 30H190V32H189ZM208 30V31H207ZM211 30V31H210ZM214 30H215V32H214ZM224 30V31H223ZM233 30H236L237 32H238V30H239V35L237 34V32L234 34V31ZM87 31H88V33H87ZM105 31H106V33H105ZM125 33H124V32ZM144 31V32H143ZM157 33V34H155V32ZM179 31H182V33L181 32H179ZM202 31H203V33H202ZM210 31V32H209ZM219 33H217V32ZM230 31V32H229ZM231 31H233V34L235 35V39H233V38H230V37H232V36H230L229 37V35L228 34H230V35H233L232 34V32ZM248 31V32H247ZM254 31H255V33H254ZM258 31V32H257ZM260 31L261 32H263V34L262 33H260ZM69 32H70V34H69ZM115 32V34H113ZM122 32V33H121ZM194 33V34H192V33ZM200 32V33H199ZM207 32V33H206ZM212 32V33H211ZM215 34H214V33ZM247 32V33H246ZM249 32L250 33H252V34H249ZM102 33V34H101ZM112 33V34H111ZM166 33V32H165ZM174 33V34H173ZM175 33H176V35H175ZM181 33V34H180ZM186 33V34H185ZM190 33L192 34V36H190ZM205 33H206V35H205ZM211 33V35H209ZM217 33V34H216ZM223 33H225V35H228V38H230L231 40H233V41H230L229 42V40H227L226 39V37L227 36H223L224 34ZM227 33V34H226ZM243 33V34H242ZM258 33V34H257ZM82 34V35H81ZM87 34V35H86ZM93 34V35H92ZM119 34V35H118ZM121 34H123V35H121ZM155 34V35H154ZM173 34V35H172ZM179 34V36H177ZM197 34V35H196ZM223 34V35H222ZM245 34H246V36H245ZM117 35V36H116ZM160 35H163L162 37L160 36ZM182 37H181V36ZM189 35V36H188ZM201 37H200V36ZM216 36V37H214V36ZM219 35H221L217 40H216V38L219 36ZM239 36L238 38H237V36ZM241 35V36H240ZM77 36H79V37H81V38H79V37H77ZM84 36V37H83ZM87 36V37H86ZM160 36V37H159ZM170 36H172V37H170ZM177 36V37H176ZM209 36H211V37H209ZM222 36H223V38H222ZM244 36H245V38H244ZM251 36H252V38H254L255 36V38H254V40L251 38ZM254 36V37H253ZM257 36H260L261 38H263V39H260V37H258L257 38ZM120 37V38H119ZM166 37H168V41L167 40H165L166 39ZM179 37H181V38H179ZM186 37V38H185ZM190 37V38H189ZM193 37V38H192ZM195 37H196V39H195ZM197 37L200 39V38H204L205 40H202V41H200V40H198L197 39ZM234 37V36H233ZM245 39H243V38ZM247 37V38H246ZM77 38H78V40H77ZM210 38V39H209ZM241 38V39H240ZM249 38H250V40H249ZM257 38V39H256ZM74 39H76L77 41L76 42H73V41H75ZM175 39H178V40H174ZM190 39V40H189ZM193 39V40H192ZM222 39H225V40H223V41H221V43H219L220 41L219 40H222ZM238 39V40H237ZM243 39V40H242ZM171 42H170V41ZM173 40V41H172ZM183 40V41H182ZM191 40H192V42H191ZM197 40V42H195ZM206 40H209V41H206ZM213 40V41H212ZM234 40H236L235 42L237 43V45L239 46H235V42H234ZM248 40V41H247ZM257 40V41H256ZM260 40V41H259ZM262 40V41H261ZM179 41V42H178ZM204 41V42H203ZM212 41V42H211ZM219 41V42H218ZM227 41V42H226ZM239 41V42H238ZM240 41H241V44H240ZM244 41H247V42H244ZM253 41H254V43H253ZM71 42V41H70ZM182 42V43H181ZM201 42H203V43H201ZM207 42V43H206ZM215 42V43H214ZM223 42V43H222ZM231 42L232 43H235V44H232L231 45ZM243 42V43H242ZM250 42V43H249ZM255 42L257 43V44H255ZM261 42V43H260ZM196 43H198V44H196ZM246 43H247V45H246ZM42 44H44V43H42ZM55 43L54 42H52V43H50V45L49 46H53ZM75 44V45H74ZM245 45V47H246V49L244 48V45ZM256 45V47H258L259 46V49H261V50H259L258 48H256L255 47V45ZM258 44H260V45H258ZM0 45H1V43H0ZM231 45V46H230ZM251 45H253V47L251 46ZM226 46V47H225ZM233 46H235V47H233ZM241 46V47H240ZM243 46V47H242ZM224 47V48H223ZM248 47H250V48H248ZM50 48V47H49ZM175 48H176V50H175ZM208 48V49H207ZM232 48H234L233 50H232ZM239 48H244V49H239ZM249 50H248V49ZM258 49V50H257ZM178 50V51H177ZM238 50V53L237 52H234V51H237ZM244 51V50H246V51H248V52H250V50H251V57H252V60H251V64L250 63H248L245 67L243 66V68H246V70L245 69H243V68H241L242 66L238 63V62H236L237 60L235 59L236 58V55L238 56V54H239V51L241 52V51ZM257 50V51H256ZM3 51V48L0 46V53H3L2 52ZM198 53H197V52ZM210 51V52H209ZM254 51V52H253ZM262 51V52H261ZM180 52H182V53H180ZM192 52V53H191ZM196 54H200V55H203V54H205V53H211V55H212V57H214L213 58V60H215L214 62H215V65H216V67L218 68V69H221V70H225L224 72H226V73H224V74H226L228 77H226V75H224V77L223 76H221V75H218L216 72V70H215V73H213V74H211V73H209V75L208 76H210V77H208L206 74H205V72L206 73H208L206 70H204V68L202 69L201 68V71L202 72H200V70L198 69V67L196 68V63H194V62H190L191 64H193L194 63V65H195V69H198V71H195V69L193 68L194 67V65H191L190 63H189V58H190V56H192V54L194 55L195 53ZM220 52H221V54H220ZM225 52H227V53H225ZM232 52V53H231ZM254 53V55L256 54V56H254L253 55V53ZM259 54H258V53ZM6 53V52H5ZM226 55H225V54ZM236 55H235V54ZM260 53H262L261 55H262V57H260L261 55H260ZM234 56H233V55ZM259 56H258V55ZM5 55V54H4ZM178 55V56H177ZM232 55V56H231ZM89 56V57H88ZM176 56V57H175ZM180 56V57H179ZM2 57H4L3 58V61H2ZM1 58H0V61H2V62H0V65H3L4 64V62H7V58L5 57V56H2ZM224 59V60H221L222 58ZM225 57V58H224ZM230 57H231V59H232V61H231V59H230ZM259 57V58H258ZM34 58H35V55H34V57H33V59L31 60V65H27V63H26V68H25V70L26 71H28V68H33V69H35V70H38L39 69V67H46V65H51L52 64V53H51V51H48V52H45V55L44 56H42V58H41V61H40V64L38 65V67H34V66H32V61L34 60ZM78 58L79 59H81V60H83L82 62H78ZM176 58V59H175ZM181 58H182V61H181ZM217 58V59H216ZM233 58H234V60H233ZM53 59H55V58H53ZM96 59V60H95ZM253 59L255 60V61H253ZM92 60V61H91ZM101 60V61H100ZM97 61H99V62H97ZM179 61V62H178ZM257 61H259V62H257ZM25 62H26V59H25ZM235 64H234V63ZM253 62H255V65H254V63ZM261 62H262V65H261ZM59 63V62H58ZM116 63H118L119 64V66H121V64L122 63H124V64H122V66L123 67H120L121 69L119 70V72H118V70H116L115 68V66H114V64H116ZM252 63H253V65H252ZM186 64V65H185ZM233 64V65H232ZM252 65L253 66V68H254V70H253V68L250 66V65ZM258 64H259V66H258ZM177 65H179V66H177ZM184 65V66H183ZM189 65V66H188ZM222 65V66H221ZM241 68H239L238 66ZM249 65V66H248ZM260 65H261V67H260ZM174 66H176V67H174ZM187 66H188V68H187ZM192 66V68H193V70H192V68H191V70L193 71V73H194V71H195V73L192 75V72H190V71H188L190 68L189 67H191ZM258 66V67H257ZM179 67H182V68H179ZM183 67H184V70L186 71H188V72H184L183 71ZM226 67V68H225ZM234 67V68H233ZM237 67V68H236ZM249 67H251L250 69H249ZM125 68V69H124ZM176 68H178V69H181L180 71L177 69L176 70ZM187 68V69H186ZM261 70H260V69ZM127 69V70H126ZM175 69V70H174ZM217 69V70H218ZM234 69H236V70H238V71H236V70H234ZM252 69V70H251ZM126 70V73L124 72ZM228 70H229V73H228ZM243 70V71H242ZM258 70V71H257ZM173 71H175V72H173ZM177 71V72H176ZM205 71V72H204ZM232 71V72H231ZM233 71H235V73L233 72ZM253 71V72H252ZM178 72H182L183 73V75L186 73V75H185V77H183V76H180L182 73H178ZM196 72H197V74H201V77H200V75H197L196 74ZM199 72V73H198ZM241 72V73H240ZM246 74H245V73ZM253 74H252V73ZM175 73H178V74H180V75H176ZM228 73V74H227ZM236 74V75H238L239 73V75L238 76H236V75H234L235 77H237L238 78V80H236V78L235 79H233V81H232V76H233V74ZM250 73V74H249ZM261 73L263 74V75H261ZM119 74H121V75H125V74H127L128 75V77L127 78H123L122 77V82L120 83L121 84V86H120V84L119 83H117V80H118V75ZM191 74V75H190ZM196 74V75H195ZM232 74V75H231ZM242 74V76L243 77H245L244 79L246 80L248 77H251L250 79H249V81H248V79L246 80V82L245 81H243L244 79L240 76ZM257 75V77H256V75ZM172 76V77H169V76ZM188 75H190L191 77H192V79H191V77L189 78L188 77ZM248 75V76H247ZM255 75V76H254ZM168 76V77H167ZM179 77L180 76V79H178L179 81H181L180 82V85H178L179 83H177L178 81H176V78L175 77ZM199 76V77H198ZM204 76V77H203ZM213 76V77H212ZM216 78H215V77ZM218 76H220V77H218ZM241 78H240V77ZM260 76H262V77H260ZM165 77H167L166 79H165ZM183 77V79L185 80H182L181 78ZM194 77V78H193ZM197 79H196V78ZM223 77V78H222ZM247 77V78H246ZM163 78V79H162ZM199 78V79H198ZM201 78V79H200ZM221 79V80H219V79ZM234 78V77H233ZM170 79V80H169ZM189 79V80H188ZM212 79V80H211ZM228 79V80H227ZM240 79V80H239ZM242 79V80H241ZM252 79H254V80H252ZM262 79V80H261ZM203 80V81H202ZM215 80V81H214ZM235 80V81H234ZM257 80V81H256ZM175 81H176V83H175ZM196 81V82H195ZM201 81H202V84H201ZM210 81V82H209ZM213 81V82H212ZM221 81V82H220ZM230 81V82H229ZM238 81V82H237ZM252 81V82H251ZM169 82V83H168ZM204 82V83H203ZM243 82V83H242ZM168 83V84H167ZM186 84V87H187V91H186V88H185V86H184V84ZM192 83H193V86H192ZM220 83V84H219ZM182 84H183V87H182ZM194 84H195V86H194ZM246 84V85H245ZM253 84V85H252ZM258 84V85H257ZM164 85H166V86H164ZM172 85V86H171ZM251 86V88L249 87V86ZM254 85H256L255 87H254ZM137 86H139L138 87V89H134V90H137V91H134L133 90V88H137ZM143 88H142V87ZM180 86L183 88V89H185V90H183L182 88V90H180L179 88H180ZM188 86H190L189 87V90H188ZM192 86V87H191ZM197 86H199V88L197 87ZM204 86H205V88H204ZM214 86V87H213ZM242 86V87H241ZM140 87H141V89H140ZM148 87V88H147ZM151 87H152V89H151ZM167 87V88H166ZM169 87V88H168ZM174 87V88H173ZM197 88V89H195V88ZM209 87V88H208ZM211 87H213V88H211ZM246 87V88H245ZM126 88V89H125ZM147 88V89H146ZM175 88H178V89H176V91H177V96H176V91L174 90ZM204 88V89H203ZM215 88V89H214ZM260 88V89H259ZM150 89V90H149ZM169 89V90H168ZM173 89V90H172ZM192 89V90H191ZM255 89V90H254ZM139 90H142V92H143V94H142V92L140 91V92H138ZM164 90V91H163ZM171 90V91H170ZM195 90H196V93H195ZM199 90H201L200 92H199ZM203 90V91H202ZM212 92H211V91ZM214 90V91H213ZM156 91V92H155ZM169 91V92H168ZM178 91H179V93H178ZM182 91H183V93L185 94H180V93H182ZM186 93H185V92ZM198 91V92H197ZM217 91V92H216ZM241 91H243V92H241ZM191 92H192V94H191ZM205 92V93H204ZM214 92V93H213ZM137 93V94H136ZM138 93H141L142 95H141V97H140V95L138 94ZM189 93V95H187L186 96V94H188ZM208 93V94H207ZM210 93V94H209ZM220 93V92H219ZM239 93V94H240ZM193 94H195L194 96H192ZM203 94V95H202ZM216 94V95H215ZM218 94V95H217ZM171 95V96H170ZM180 95V96H179ZM182 95V96H181ZM208 97H207V96ZM210 95V96H209ZM139 96V97H138ZM169 97V98H167L166 99V97ZM174 96H176V100H175V98H174ZM181 97V98H179V97ZM184 96V97H183ZM204 96V97H203ZM178 97V98H177ZM186 97V98H185ZM218 97V98H217ZM140 98V99H139ZM141 99H143L142 101H141ZM178 99V100H177ZM187 99V100H186ZM213 100V101H212ZM144 102V103H143ZM148 102H149V100H148ZM186 102V103H185ZM212 102V103H211ZM121 103V105L122 104H124L125 103V105L124 106H119L118 104H120ZM177 103V104H176ZM217 103V104H216ZM147 105L150 109H151V111L149 112V108L147 109V107L145 106V105ZM172 104V105H173ZM186 104V105H187ZM218 104H219V106H218ZM157 105V104H156ZM156 105H154V106H156ZM167 105V104H166ZM171 105V106H172ZM186 105H183V107L186 109V110H188V107H189V109H191V108H193L192 110H194V109H200V108H202V107H207V105L206 106H201V105H197V106H193V105H191V106H193V107H190V106H188V107H186ZM211 105V106H212ZM159 106V105H158ZM162 106H165L164 104L162 105ZM168 106H170V105H168ZM196 107V108H195ZM199 107V108H198ZM212 108H213V106H212ZM216 108V107H215ZM149 113V114H148ZM151 113V114H150ZM204 113V112H203ZM220 113H224L223 111L222 112H218V114H220ZM256 113V112H255ZM253 114L255 117H257V116H259V115H261V113L258 115V113H256V114ZM148 114V115H147ZM194 114V113H193ZM196 114V113H195ZM225 114V113H224ZM224 114L222 115H218V116H216L217 115V112H216V114L214 115V116H212V118H214V119H216V117L218 118V119H216V120H224L223 122H225V121H229V115L228 114H226L225 116H227L228 118H226L225 116H224ZM159 115L160 114H158L157 115V117L158 118H160L161 117V115H160V117H159ZM220 116H222V117H220ZM150 117V118H149ZM222 118V119H220V118ZM149 118V119H148ZM259 118V117H258ZM225 119H227V120H225ZM231 119V118H230ZM260 119V118H259ZM161 120L163 121V119H160V121H158V122H161ZM232 120V119H231ZM244 121V119H241L240 118V120L238 119V121H236V122H243ZM264 121V118H262V119H260V121ZM220 121V122H221ZM232 121H234V120H232ZM153 122V121H152ZM230 122V121H229ZM235 122V121H234ZM151 123V122H150ZM197 123V122H196ZM196 123H194L195 125H196ZM133 124V125H134ZM198 125V124H197ZM146 127V126H145ZM194 127H197V126H192L191 128H193V130H197L196 128L194 129ZM147 128V127H146ZM74 129V128H73ZM82 130V129H81ZM81 130H79L78 132H74V133H72V135H74V136H81V135H83L82 134V131ZM133 130V129H132ZM147 130H148V128H147ZM226 136L227 135H223V136H220V138L222 139V137H224L223 139H225L226 138ZM231 136H227V138H230ZM219 137H218V139H220ZM258 141L256 140V143H257ZM113 144V145H112ZM109 145V146H108ZM116 146V145H115ZM39 149V148H38ZM30 150L32 151L31 152V154L32 153H34L35 155H36V153H38V151L37 150H35L34 148H30ZM34 150V151H33ZM39 156L41 157V151L39 152ZM229 167V166H228ZM98 169V168H97ZM97 171V170H96ZM98 177H100L99 175H98ZM95 190V191H94ZM0 192H1V189H0ZM96 194H95V193ZM231 203V202H230ZM229 203V205L227 204V206L228 207H230V205H231V207H230V209L226 206L224 209H226L227 211H223L224 213H223V216H221V217H223L224 218V216L226 215V216H231V212L234 210H232V208H234L232 205H235L234 203H235V201L233 202V204L231 203L230 204ZM12 204V203H11ZM229 209V210H228ZM231 210V211H230ZM228 213V214H227ZM83 215V216H84ZM222 215V214H221ZM83 216H81L76 222H75V224L74 225H63V226H61L52 236H51V238L49 239V241L48 242H52V245H7L8 244V242H10L13 238H12V236H11V234H10V231H9V226H8V219H7V215H6V212H5V208H4V206H3V203H2V200H1V193H0V245H5L6 246V248H4L3 250L4 251H6V252H8V254L6 255V257H5V253L4 254H2L1 256H0V262L2 261V263H0V264H61L62 262H63V259H64V256H67V255H69L68 257H66V258H69V257H72L73 256V254L74 253H72V251L74 250V248L76 249V247H77V245L79 246V244H80V238H83V235H82V233H80V232H78L79 231V229H77V228H79L78 227V225H80V219L83 217ZM225 216V217H226ZM228 216V217H229ZM222 219V218H221ZM179 230V229H178ZM76 231V232H75ZM183 231V234H185L184 232V230H182ZM182 231L180 232V231H178V232H180V233H182ZM77 233H79L78 235H76ZM75 234V235H74ZM67 235V236H66ZM72 235H73V237H72ZM185 235H187V233L185 234ZM222 235V237H221V239H225L224 241H226L227 240V238L228 237H226V235H224V234H221ZM251 235V234H250ZM79 237V238H76V237ZM82 236V237H81ZM188 236H191V235H188ZM225 236V237H224ZM249 235H247V237H248ZM264 236V235H263ZM263 236H260V237H262L263 238ZM230 237V236H229ZM251 237H253L252 235L250 236V237H248L249 238V241H251V242H242L241 243V245H239V246H243V244H244V247H246L245 246V243H246V245H248V248H255V249H258L259 250V252L257 251V254H259L260 253V255H262L263 254V252H264V239H261L260 237H257L256 236V238H255V235H254V237L253 238H251ZM231 238V237H230ZM230 238H228V240H227V242L228 241H230V242H228V243H236V242H234L232 239L231 240H229ZM251 239V240H250ZM256 239H259V241L260 242H258V240H256ZM14 240V239H13ZM252 240H256L255 242L254 241H252ZM261 241H263V243L261 242ZM15 242V241H14ZM253 242V243H252ZM4 243V244H3ZM261 243V244H260ZM251 244V245H250ZM69 245V246H68ZM71 245V246H70ZM250 245V246H249ZM255 245V246H254ZM258 245H259V247H258ZM74 246V247H73ZM76 246V247H75ZM203 246H206V245H203ZM208 246V245H207ZM227 246H230V245H226V247ZM73 247V248H72ZM208 248H209V246H208ZM261 249V250H260ZM57 251V252H56ZM76 251V250H75ZM23 252V253H22ZM54 252H56L55 254H54ZM70 253H71V255L72 256H70ZM62 256H63V258H62ZM3 257H5L4 258V260L3 259H1V258H3ZM55 257V258H54ZM48 258V259H47ZM46 259V260H45ZM64 261H65V259H64ZM56 262V263H55ZM62 264H64V263H62Z\"/></svg>", "mask_w": 264, "mask_h": 264}, {"label": "crops", "instance_id": "0c3cea01", "mask_svg": "<svg viewBox=\"0 0 264 264\" xmlns=\"http://www.w3.org/2000/svg\"><path fill=\"white\" fill-rule=\"evenodd\" d=\"M5 1L0 25L9 21L11 27L5 57L17 53L29 66L40 43L56 41L52 25L58 0ZM62 67L55 57L50 68H28L24 80L0 90V193L14 239L7 245H45L90 206L88 187L74 177L91 150L88 132L107 127L115 116L103 98L108 71L83 67L63 73ZM79 130L83 135H72Z\"/></svg>", "mask_w": 264, "mask_h": 264}]
</instances>
